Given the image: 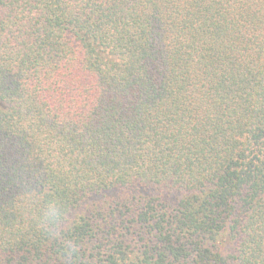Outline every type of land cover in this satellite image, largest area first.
Listing matches in <instances>:
<instances>
[{
    "label": "trees",
    "instance_id": "trees-1",
    "mask_svg": "<svg viewBox=\"0 0 264 264\" xmlns=\"http://www.w3.org/2000/svg\"><path fill=\"white\" fill-rule=\"evenodd\" d=\"M0 264H264V0H0Z\"/></svg>",
    "mask_w": 264,
    "mask_h": 264
},
{
    "label": "clouds",
    "instance_id": "clouds-1",
    "mask_svg": "<svg viewBox=\"0 0 264 264\" xmlns=\"http://www.w3.org/2000/svg\"><path fill=\"white\" fill-rule=\"evenodd\" d=\"M49 215L50 216H55L56 215V210L54 208L50 209Z\"/></svg>",
    "mask_w": 264,
    "mask_h": 264
}]
</instances>
